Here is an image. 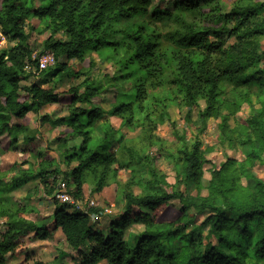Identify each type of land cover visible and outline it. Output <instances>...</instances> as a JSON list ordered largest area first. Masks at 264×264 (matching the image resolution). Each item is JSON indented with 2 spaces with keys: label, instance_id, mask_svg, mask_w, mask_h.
<instances>
[{
  "label": "trees",
  "instance_id": "trees-1",
  "mask_svg": "<svg viewBox=\"0 0 264 264\" xmlns=\"http://www.w3.org/2000/svg\"><path fill=\"white\" fill-rule=\"evenodd\" d=\"M225 0H159L161 5L152 7L153 0H0V32L3 38L14 43L13 48L0 49V137L13 132L24 135L22 123L29 113L40 115L46 106L61 104L69 98L67 114L52 119L41 114L42 122L52 128H68L66 134L71 139L81 138L78 149L65 152L64 166L76 162L77 166L63 172L62 181L75 200H83L85 171L92 169L98 173L95 192H101L118 172L117 158L109 151L110 142L106 134L101 141L95 140L92 130L96 122L104 116V110L93 103L101 86L86 80L80 86L57 92L54 88H43L40 84L22 85L23 80L35 76L25 67L35 68L37 57L49 50L54 54L55 63L38 74L42 76L52 69L60 79L74 73L61 62L83 60L87 50L97 51L103 44L111 45L107 35L117 19L129 20L137 15L147 14L154 9L152 17L173 18L179 27L178 34L171 36V42L179 50L167 58L155 53L156 44L149 41L138 28L128 34L134 44L132 58L142 64L145 79L133 87L132 99L109 112L122 116L128 113L126 123L133 117V103L142 109L143 102L150 94L146 88L147 80H154L164 73L165 68L174 65L169 84L174 88L176 101H182L188 108L197 106L200 101L205 107L198 110L195 128L201 133L210 118H218L223 107L229 109L234 104L221 98V83L240 82L242 85H264V52L258 53L251 41L264 36V20L255 21L264 13V2L243 4L239 0L229 3L227 12L223 9ZM172 5L168 9L166 5ZM183 11L198 17L201 25L185 22L174 12ZM29 18L43 21L50 31L40 52L29 42L30 33L24 28ZM56 34H62L57 38ZM234 43L228 45V40ZM35 55V59L33 56ZM259 67L253 74H247L250 67ZM155 103L163 105L162 99ZM244 101L249 100L244 96ZM238 110L234 107L233 111ZM264 113L253 121L252 134L244 131V161L233 168L243 170L245 165L258 160L264 164L261 151H264ZM186 113L185 119H190ZM14 140V139H13ZM26 138V142H30ZM35 166L39 168L36 177L47 173L54 167V160L44 154H32ZM179 160L175 173L184 185L183 192L177 189L164 192L159 188L135 196L126 192L123 196L124 211L120 222L111 223L106 234L93 229L92 214L102 210L90 207L86 212L71 210L69 204L60 203L53 210L50 220L42 224L26 221L18 217L19 212L1 213L7 220L0 222V264H5L7 255L19 256L25 252L23 239L31 234L38 241H50L53 234L60 231L65 244L81 256L80 264H264V182L252 177V183L243 188L228 170L235 162L228 161L211 171V179L206 186L205 197H192L187 190L191 186L201 188V144L196 140L191 147L183 144L179 149ZM56 170V169H55ZM154 177L153 185L160 183ZM27 181L22 175L12 182L11 191L21 188ZM55 179L52 181L54 187ZM74 189L69 190V184ZM54 197V196H53ZM55 201V197L53 198ZM57 201V200H56ZM177 201L179 214L169 216L166 211L170 203ZM189 209L208 215L200 225H193L188 217ZM0 217V220L3 219ZM141 224V233L124 237L123 229L130 224ZM191 227L192 235L204 233V241L196 240L186 230ZM190 236V237H188ZM183 242L174 246V240ZM181 262V263H180Z\"/></svg>",
  "mask_w": 264,
  "mask_h": 264
},
{
  "label": "rangeland",
  "instance_id": "rangeland-1",
  "mask_svg": "<svg viewBox=\"0 0 264 264\" xmlns=\"http://www.w3.org/2000/svg\"><path fill=\"white\" fill-rule=\"evenodd\" d=\"M232 1H224L225 12L229 10L226 7ZM239 1L243 4L264 2V0ZM156 4L164 7L159 0H153L152 7ZM152 7L145 15L114 21L112 30L106 38L111 45L103 44L97 51L87 50L82 61L61 59L74 75L60 79L53 74L52 67L43 76L37 74L21 82L23 86L37 83L43 88H54L57 92H65L69 88L80 86L86 80L100 84V93L94 98L93 103L105 113L103 118L96 122L92 136L95 140L101 141L107 131L106 135L110 137L109 151L117 158V165L113 168L118 166L119 169L114 178L111 177V169L109 181L101 192H95L98 173L92 169L85 171V183L82 187L84 196L83 200L78 202L81 207L87 209L90 203L94 202L93 208L98 207L102 210L98 219L91 220L93 229L103 234H106L112 222H120L124 211L123 196L126 192L135 196L144 195L154 188L167 193L175 189L183 192L185 187L175 173L180 157L179 149L183 144L191 147L196 140L201 144V188L191 186L187 193L192 197L196 195L205 197L208 194L206 186L211 179V171L228 161L235 162V166L228 170V175L232 174L231 176L243 188L252 183V177L264 182V164L258 160L245 165L243 170L233 171V168L244 161L243 150L246 149V145L242 133L246 131L254 137L255 134L253 136L251 133L252 122L258 121L259 115L264 113V85L247 86L233 81L221 83V98L234 105L229 109L223 107L218 118L208 119L205 130L197 133L194 122L198 110L205 107V102L200 101L197 106L188 108L182 101L168 99L172 98L175 92L169 84L174 72L172 65L170 69L165 68L164 73L158 75L156 79L147 80L146 88L150 97L141 103L142 109H138V103H133V117L129 124L126 123L128 113L120 117L109 114L114 108L130 102L132 99L129 95L133 93V87L146 77L142 64L138 60H130L134 44L127 37L128 34L141 28L146 38L156 44V54L162 53L170 58L179 52L170 40L171 36L178 34L177 23L173 18L154 19ZM166 7L171 9L172 5ZM174 14L181 16L187 23L201 25L199 18L192 14L183 11H176ZM262 20L264 13L259 14L254 22ZM24 28L30 33L29 42L35 46L37 53L40 52L50 31L45 28L43 21L36 18L27 19ZM56 37L60 38L62 34H56ZM233 43L234 39L230 38L228 45ZM251 44L258 53L264 52V36L253 39ZM13 46V42L0 36V49L9 50ZM258 69L259 67L253 66L246 70V73L253 74ZM151 96L162 99L163 105L155 103ZM244 96L249 102L243 100ZM68 103L69 98L61 104L46 106L41 114H46L52 119L63 117L67 114ZM234 107H238V110L233 111ZM188 111L191 117L187 121L185 116ZM41 114L29 113L22 121L13 120L24 125V135L13 132L9 136L0 137V217L3 212L13 214L17 211L18 217L26 221L38 224L49 221L55 207L60 205L55 194L57 185L63 182V172L77 166L76 162L64 166V155L65 152L70 153L78 149L82 139H71L67 135L70 132L68 128H52L48 122H42ZM262 117L264 118V115ZM65 133L66 136L61 139ZM26 138L31 139L29 143L25 141ZM40 152L54 160V167L48 168L47 173H43L41 177H36L39 168H33L35 164L32 154ZM260 155L264 159V151H261ZM153 173L160 179L157 185H153L155 182ZM22 175L27 177L26 183L19 190L11 191L12 182ZM54 179L56 181L52 187ZM69 188L73 190L74 184H69ZM179 207L177 201H172L166 211L167 215H178ZM207 215L208 211L202 214L193 209L188 211V217L195 226L200 225ZM1 218H3L0 220L1 223L7 220V217ZM143 230V225L132 223L123 229V234L127 239ZM186 234L204 241V233L192 235L191 227L186 230ZM182 244L179 239L174 240V246L181 247ZM23 245L25 252L19 256L7 255L5 264H80L81 261V256L72 252L65 244L59 230L53 234L50 241H38L31 234L23 239Z\"/></svg>",
  "mask_w": 264,
  "mask_h": 264
},
{
  "label": "built area",
  "instance_id": "built-area-1",
  "mask_svg": "<svg viewBox=\"0 0 264 264\" xmlns=\"http://www.w3.org/2000/svg\"><path fill=\"white\" fill-rule=\"evenodd\" d=\"M0 36L3 38L1 32H0ZM35 58L36 57L34 55L33 59H35ZM36 59H37V64H36L35 68H32L30 65H27L25 67V70L27 72L31 71L33 74H36V73L38 74L42 70H44V69H46L48 67H51L55 63L54 54L51 51H49V50L44 51ZM55 197L60 203L71 205L72 206L71 210H78V211H81V212H86L87 211V208L81 207L79 202H78V200H75L73 198V196L68 193V191L66 189V185L63 182H61V183H59L57 185V191H56ZM93 205H94V202H91L90 206H88V208L93 207ZM105 211H107V210H105ZM101 213L102 212H100L99 214H92L90 217H91L92 220H96V219L99 218L98 216Z\"/></svg>",
  "mask_w": 264,
  "mask_h": 264
}]
</instances>
